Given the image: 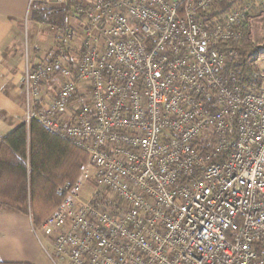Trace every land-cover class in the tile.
<instances>
[{"label": "built area", "instance_id": "built-area-1", "mask_svg": "<svg viewBox=\"0 0 264 264\" xmlns=\"http://www.w3.org/2000/svg\"><path fill=\"white\" fill-rule=\"evenodd\" d=\"M220 2L46 4L69 24L25 50V123L90 168L58 187L50 250L33 226L52 264H264V29L246 83L234 47L264 0L203 17Z\"/></svg>", "mask_w": 264, "mask_h": 264}, {"label": "trees", "instance_id": "trees-1", "mask_svg": "<svg viewBox=\"0 0 264 264\" xmlns=\"http://www.w3.org/2000/svg\"><path fill=\"white\" fill-rule=\"evenodd\" d=\"M245 0H221L203 17L213 19L229 11L233 2ZM259 14L263 10L257 9ZM30 19L48 26L66 30L69 24V9H49L44 4L32 3ZM245 41L234 46L239 52L238 72L245 83L257 66L250 62L258 48L250 40L251 24L245 25ZM89 156L84 151L49 133L38 122L24 123L3 140L0 148V206L31 217L33 226L41 228L51 217L63 197L58 186L74 182L80 175ZM0 264L4 263L0 258ZM26 264V263H23Z\"/></svg>", "mask_w": 264, "mask_h": 264}, {"label": "crops", "instance_id": "crops-1", "mask_svg": "<svg viewBox=\"0 0 264 264\" xmlns=\"http://www.w3.org/2000/svg\"><path fill=\"white\" fill-rule=\"evenodd\" d=\"M50 0H0V148L3 140L25 123L23 68L26 48L34 57L38 46L43 53L53 47L48 26L30 19L32 3L48 4ZM263 14V13H262ZM251 18V30L263 16ZM43 249L33 233L31 217L0 206V258L9 264H45Z\"/></svg>", "mask_w": 264, "mask_h": 264}, {"label": "rangeland", "instance_id": "rangeland-1", "mask_svg": "<svg viewBox=\"0 0 264 264\" xmlns=\"http://www.w3.org/2000/svg\"><path fill=\"white\" fill-rule=\"evenodd\" d=\"M242 4V2H233L232 3V8H235V7H238L239 5H241ZM55 10H59V9H55ZM261 22H259L258 21V23H257V25H256V28L254 29V26H253V30H252V34H251V38H250V40L254 43V46L255 47H257V46H259L260 44H262V42H263V36L261 35ZM47 31L49 32V36H48V38H49V40H53V38H55L56 36H57V31H58V29L57 28H47ZM52 47H54V43H53V45H52ZM86 170H90V168H89V160H88V162L84 165V167H83V169H82V171H81V173H83L84 171H86ZM80 173V174H81ZM59 187V186H58ZM57 187V188H58ZM38 230V237H39V239H40V241L43 243V245L47 248V249H51L50 248V246H49V241L47 240V238L45 237V235H44V233H43V231H41V228H37ZM39 244H40V242H39ZM43 260H44V262H45V264H52L51 263V261L49 260V258L47 257V255H46V253H45V251L43 250Z\"/></svg>", "mask_w": 264, "mask_h": 264}]
</instances>
